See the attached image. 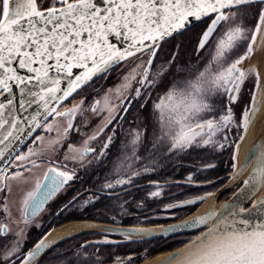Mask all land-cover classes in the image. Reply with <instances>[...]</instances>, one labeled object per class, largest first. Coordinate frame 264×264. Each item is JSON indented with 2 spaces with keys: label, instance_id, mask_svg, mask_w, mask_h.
<instances>
[{
  "label": "snow or ice",
  "instance_id": "6c2138e0",
  "mask_svg": "<svg viewBox=\"0 0 264 264\" xmlns=\"http://www.w3.org/2000/svg\"><path fill=\"white\" fill-rule=\"evenodd\" d=\"M197 25L195 64L180 61L179 43L176 51L165 50L170 40ZM260 47H264V0H0V96L4 97L0 157L16 141L23 143V134L32 136L43 128L49 134L56 132L44 148L59 153L67 144L63 159L84 168L92 164L90 155L101 163L119 139L112 161L115 179L99 191L119 186L128 196L135 178L156 171L169 154L194 146L220 151L232 143L239 147L238 141L229 140L233 126L239 141L244 140L240 130L248 132L261 103L256 90L249 89L250 101L244 97L243 86L251 76L264 98L260 72L244 63ZM113 71L117 81L113 87L95 89L91 99L85 96L64 106L94 78L103 76L107 81ZM161 86L166 91L153 99L152 92ZM150 101L149 116L145 113ZM100 117L93 127L94 118ZM37 141L44 144L37 136L33 146ZM46 154L29 147L15 160H43ZM36 159H29L33 168L38 167ZM231 159L236 170V152ZM253 159L235 201L226 202L220 213L207 212L161 229L167 235L178 228H203L189 248L170 253L162 264H264V194L253 199L264 187V147L256 144L249 149L240 170ZM4 164L0 191L8 195L0 202V264H103L96 252L88 251L92 245L53 251L56 241L37 236L27 247L33 218L76 177L75 169H67V164L63 170L48 167L43 179L17 201L14 184L19 187L27 178L19 171L8 172L9 166L21 168V164L10 160ZM238 175L237 171L233 178ZM195 182L189 173L185 183ZM148 185L155 190L147 191L138 207L145 206V199L163 195L158 180L149 179ZM108 195L119 199L114 191ZM94 199L99 197L84 203ZM198 200L203 197L163 207L170 210ZM117 206L126 211L123 204ZM151 234L144 228L120 231L126 239ZM100 243L109 241L96 242ZM115 264H132V257H117Z\"/></svg>",
  "mask_w": 264,
  "mask_h": 264
},
{
  "label": "flooded vegetation",
  "instance_id": "af4514ba",
  "mask_svg": "<svg viewBox=\"0 0 264 264\" xmlns=\"http://www.w3.org/2000/svg\"><path fill=\"white\" fill-rule=\"evenodd\" d=\"M198 29H199V27L196 29V33L198 32ZM189 32L190 31H188L184 34H188ZM180 37L181 36H176L175 39L170 40L169 43L165 45V49L168 48V46H170V45H173V46L175 44L177 45L179 43L178 39H180ZM195 43H196V38H195V42L193 45V49L195 47ZM173 51H176V47L174 48ZM180 57L181 56H180V50H179V59H180ZM197 59H198V54L193 50L192 56L188 61H190L191 64H195L197 62ZM105 82L106 81H105L103 76L95 79L88 86H86L83 89V91H80L78 95H74L70 100H68L64 106L65 107H71L72 102H74V101L77 102L82 97H85V96L91 98V94L93 93V91L95 89L100 88ZM86 89H87V92L85 94H83V92ZM164 91H166V87H164V86L157 88L156 90H154L152 92V98L155 99L158 94L162 95ZM244 97H245V99H247L245 94H244ZM61 110L63 111V108H61ZM150 112H151V101L149 102L148 113H145V115L150 116ZM132 119H133V117L131 115H129V117H128L129 122H131ZM128 127H129V124L126 123L125 128L127 129ZM41 130L42 129H40L36 134L41 132ZM108 131H110V129ZM105 139H106V137H105ZM31 140L24 146V148L17 155H20L22 153L24 154L25 152H27V151H25V149L29 146V144L31 143ZM100 144H102V141H98L96 146H100ZM119 144H120V141L118 139L116 141V147L111 148V150H109L108 156L102 158L101 163L96 162L92 158V156L90 155L88 159L92 160V164L88 165L86 163L84 168L70 164L69 161H65L63 159L64 151H60L59 153H55V152H51L49 150V151H47L48 154L44 155L43 160H39V159L32 158V157L30 158V159H36V163L37 164H43L44 168H43L42 174L40 176L33 178V180L31 181V183L32 182L33 183L30 184V187H28V189H26L25 191H22L21 193L18 194L17 199H16L17 201L22 199L23 194L25 192L31 191L35 187V183L37 180L43 179L44 173L48 170V167H59L63 170V166L65 164H67V169H69V170L75 169L76 177L72 181H70L69 184L65 186V188L61 189V191L59 193H57V195L45 205L44 210H42L41 213L38 214V216L33 218L34 222L32 223V225L29 228V240L27 242V247L32 246V242L34 241V238H36L37 236L43 238L44 235L46 233H48L50 230H52L53 228L61 226V225L66 224L68 222L76 221V220H79V221L80 220H88V221L91 220V221L103 222L104 217L108 218V215L110 213L113 214L112 216H114V214L116 212V208H109L107 206L108 205L107 199L116 198V195L109 196L108 193L114 191L120 197V195L124 193L123 189H121L119 186H117V188L115 190L105 189L104 191H99V189H101L103 187L102 184H104L105 182H110L111 180L115 179V176L112 175V173H113L112 161H114L116 159V155H117L116 150H117V148H119ZM63 147H65V146H63ZM212 149H214V148L203 147V148L199 149V150H202V152L204 153L203 158H206L207 156L208 157L206 159H203V158L201 159L202 162L198 164L200 167L198 168V170H196L195 175H198V174L201 175V172L199 173V171H201L205 165L214 164V167L216 169L209 172L208 174L207 173L202 174V178H205V179L208 178L209 179L211 177H216L215 181L218 180L217 182H219V181L223 180L225 177H227V175H230L232 170L230 168L227 169L224 166V165H226L227 155L223 152H218L216 149H214L215 154H213ZM191 150H193V149H189L186 152H184L183 154L181 153L182 154L181 156H176L171 161L170 160L166 161V160L162 159L160 161V166H158L157 168H160L164 165H167V166H169L167 169L169 171V173L164 172L163 174L162 173L159 174L157 172V169H156V171L153 172L152 176L147 177V178H143V179H141V177L138 178L137 183H135V186H133V187H135V189H137V188L147 186L150 178L153 180H158V181L170 179L171 185L172 184H181V182L185 181L184 178H186L189 171H192L191 167H193L194 163L192 164V163H189L188 161L180 160V159L187 156L188 152H190ZM165 151H166V149H165ZM221 159L223 161V166H222L223 169L219 172ZM174 160H176L177 163H172ZM12 162H14V163L17 162L15 160V157L12 160ZM21 165H22L21 168H15L13 166H9L8 172L9 173H11L13 171L24 172V170H26L28 167L32 166L31 163L29 162V159H27L24 162V164L22 163ZM173 166H175V167H173ZM175 169H176V171L174 172L173 170H175ZM222 171H223V173H222ZM216 191H218V189L215 190L213 193H215ZM176 192H173V193H176ZM189 192L186 191V193H182V195L188 196L190 194L191 196H193V195L197 194V191H194V190L189 191ZM173 193L171 192V190H168V192L165 193L163 198L168 200L167 198L170 197L171 194H173ZM179 193H177V194L179 195ZM135 194H136V197H135L134 201L131 203L132 207L130 208V205H129L127 208V212L131 211L133 213V211H134V214H137L138 212H142V213L144 212V214L146 216H148L151 214H158L159 215L160 212L165 211L164 207L160 208V206L166 202L165 199H163V200L162 199L161 200L152 199L151 201H150V199H145L144 200L145 206L140 207L141 209H139V207L137 206L138 205L137 200L144 199L145 191H142V190L137 191L136 190ZM5 195H8L6 190L0 191V202H2V198ZM204 195H206V194H203L200 197H203ZM93 196H97V197H99V199L91 200L88 204L84 203L85 201H88L90 197H93ZM73 197H76L75 201H73ZM193 198H191V199H193ZM183 200H186V198H183V199L181 198V200H178V201H183ZM69 201H72V203L66 209H64L60 212H57V209L60 208L61 205L68 204ZM178 201H176V202H178ZM155 203H158L157 207H155L153 205ZM173 203H175V202H173ZM196 203H197V201H196ZM196 203L189 204V205H183L181 207L170 209V210H180L182 208H188L186 210L180 211L178 213V216H175V213L169 214V218H167L168 220H166V221L160 220V219L159 220L157 219L155 221L157 223L161 222V225H163V224H169L172 222L182 220L194 212L193 207L195 206ZM170 210H166V211H170ZM94 214L100 215L103 218V220L95 217ZM175 217H177V218H175ZM169 219H172L173 221H171ZM114 220H117V219H113V221ZM118 220H119V222L114 221V224H117V223L120 224V221L122 223V219L121 220L118 219ZM36 224H39L40 227L37 228ZM193 234L194 235H192L191 237L190 236L187 237L189 239L186 240L182 245H184L186 242H188L194 236H196L198 234V232H194ZM184 235H186V234H184ZM165 241H167V240H165ZM158 242H156V245L158 244ZM128 244H130V243H128ZM80 245H83V243H80L79 246ZM122 245H126V244H122ZM182 245H180V246H182ZM74 246H75V244H73V242H71V243L65 245L64 247L61 246V247L54 248V251L68 250L69 252H72V249ZM92 246H103L106 248L113 247V248L117 249V247L120 245H92ZM178 247H176V248H178ZM176 248H174V249H176ZM174 249H171V250H174ZM95 252H98V249H95Z\"/></svg>",
  "mask_w": 264,
  "mask_h": 264
},
{
  "label": "rangeland",
  "instance_id": "374dc122",
  "mask_svg": "<svg viewBox=\"0 0 264 264\" xmlns=\"http://www.w3.org/2000/svg\"><path fill=\"white\" fill-rule=\"evenodd\" d=\"M198 28V26H196V27H194V28H192L191 30H190V32L188 33V34H193L194 32H196V31H193V30H196ZM195 38H196V33L194 34V36H193V38H192V40H190L189 42H190V45L191 46H193L194 45V42H195ZM192 56V55H191ZM181 58V57H180ZM191 58V57H190ZM193 59V58H192ZM245 63V62H244ZM246 64V63H245ZM117 81H116V79H115V71L108 77V79H107V81L101 86V87H103L105 90L107 89V88H109V87H113L114 86V84L116 83ZM100 87V88H101ZM99 89V88H98ZM249 89H252V90H254L255 89V78L252 76V77H250L249 78V80L245 83V85L243 86V93L246 95V97H247V100H249L250 101V94H249ZM87 92V89L83 92V94H85ZM103 93L101 92V95H102ZM89 99H91V98H89ZM74 102H76V101H74ZM74 102H72V104L74 103ZM102 119V117H100V118H94V120H95V124H93V127H95L96 126V124H98L99 122H100V120ZM49 122L50 123H53V124H55V121L54 120H52V119H50L49 120ZM124 127H125V125H124ZM42 130H41V132H39L38 134H36L33 138H32V140H31V143L29 144V146L25 149V151H27V152H25L24 154H27L28 153V151H29V147H33V151L34 152H40L42 149L43 150H45V151H49L48 149H46V148H44V145H47L48 144V141L51 139V138H53V137H55L56 136V132L55 131H53L52 133H46L45 132V130L43 129V128H41ZM241 131H242V129L240 130V133H241ZM37 136H40V137H42V139H43V142H44V144L42 145L41 144V141H37L36 142V145L35 146H33V141L34 140H36V137ZM229 140H235V141H237L238 140V135H236V129H235V127L233 126V130H232V134H230L229 135ZM235 144L236 143H232L231 145H226L225 146V149L223 150V151H220L219 149H216L218 152H223V153H225L226 155H227V158H226V165H224L227 169H233L232 168V164H233V161H232V159H231V155H232V153H233V150H234V147H235ZM63 146H65V147H63V150L64 151H66L67 150V144H65V145H63ZM204 147H210V146H204ZM198 147H192V148H190V149H193V150H195V149H197ZM201 148H203V147H199L198 149H201ZM212 148V147H211ZM187 150H189V149H187ZM187 150H185L184 152H186ZM184 152H177V153H175V154H169L168 156H166L165 158H163V160H166V161H168V160H173L174 159V157H176V156H181ZM212 152H213V154H215V151H214V149H212ZM182 153V154H181ZM63 156H64V153H63ZM208 157V156H207ZM206 157V158H207ZM32 158H35V157H32ZM206 158H203V159H206ZM30 159V158H29ZM198 160L196 161V162H194V165H193V167H191V169H192V171H189V173H191V174H193L194 176H195V178H196V182L195 183H193V184H187V183H185V181H186V178L188 177V175H189V173H188V175L186 176V178H184V180L185 181H183V182H181V184H172L171 185V181H170V179H168V180H159V183L163 186V188H164V192H163V195H162V197L161 198H158V199H156V200H163V199H165V198H163V196L165 195V193H167L168 192V190H171V192L173 193V192H176V193H173V194H171V196L170 197H168L167 199L168 200H166V202L164 203V204H167V203H173V202H176V201H178V200H181V198L183 199V198H186V199H191V198H195V197H200V196H202L203 194H206V195H204L203 196V200L202 201H200V200H198L197 201V203L195 204V206L193 207V210H194V212H196L197 210H198V208L201 206V205H203L204 204V202L207 200V198L209 197V196H211L212 194H214L213 192L215 191V190H219V189H221L224 185H225V183L229 180V175H227V177H225L223 180H221V181H219V183L218 184H216V185H214L217 181H215L216 180V177H211V178H202V174H205V173H209V172H211V171H213V170H215L216 168L215 167H212V168H203L201 171H199V173L201 172V175H195V172H196V170H198V168L200 167L198 164H199V160H201L202 159V157H200V158H197ZM27 160V159H26ZM26 160H23V161H17V162H15V164H24V162L26 161ZM69 163L70 164H73V165H76V166H78V164H74L72 161H70L69 160ZM145 163H147V162H145ZM172 163H177L176 162V160H174ZM203 165V164H202ZM212 165H214V164H212ZM176 166V165H175ZM175 166H173V167H175ZM172 167V168H173ZM43 168H44V165L43 164H38V167H35V168H33L32 166L31 167H28L26 170H24V172H21V174H22V176L23 177H25V178H27L26 179V181L25 182H22L20 185H19V187H17L15 184H14V193H13V195H14V197L17 199V196H18V194L19 193H21L22 191H25L26 189H28V187H30V183H31V181L33 180V178H35V177H37V176H40L41 174H42V170H43ZM175 171H176V169H175ZM174 171V172H175ZM154 172V171H153ZM153 172H150V173H147V174H144V175H142L141 176V179H143V178H147V177H150V176H152V174H153ZM176 174V173H175ZM140 178V177H139ZM137 179L138 178H135V183H137ZM151 179V178H150ZM167 182V183H166ZM104 184H102V186H103ZM211 185H213L212 187H211ZM239 186H240V184L238 183V185H234V186H232L231 188H229V189H227V190H225V191H223L222 193H220L219 194V196H218V200L217 201H219L220 203L221 202H225V201H227L234 193H235V191L239 188ZM142 191H145V193L147 192V191H150V190H155L154 188H151V187H149V185H147V186H145V187H141L140 188ZM137 189H135V187H130L129 188V192H130V195H128V196H125L124 195V193L123 194H121L120 195V197H119V199H117V197L116 198H113V199H107V202H108V207L109 208H116V212H115V214H114V216H111V217H109V218H106V217H104V220H103V218L100 216V215H97V214H94V216L95 217H97V218H100L101 220H103V222H98V221H94V222H97V223H101V224H107V225H114V226H122V227H127L128 225L130 226V227H133V226H138L139 225V227H144V226H158V225H161V222L160 223H157L155 220H164V221H166V220H168L167 218H169V214H172V213H175V216H178V213L180 212V211H183V210H186V209H188V208H182V209H180V210H170V211H163V212H160L159 213V215L158 214H151V215H148V216H146L145 214H144V212L142 213V212H138L137 214H134V211H133V213L130 211V212H127V208H128V206L130 205V208L132 207V205H131V203L134 201V199H133V197H136V194H135V191H136ZM192 190H194V191H197V194H195V195H193V196H191L190 194V192L189 191H192ZM186 191H188L190 194L188 195V196H183L182 195V193H186ZM109 192V191H108ZM181 194H180V193ZM138 193V192H137ZM177 193H179V195L177 194ZM105 199V198H104ZM103 200V199H102ZM140 200H142V199H140ZM140 200H137V203H139V201ZM152 199H150V201H151ZM126 202V203H125ZM119 204H123L124 205V209L126 210V211H121V209L117 206V205H119ZM164 204H162L161 206H160V208H162L163 207V205ZM139 209H141L140 207H139ZM141 211V210H140ZM193 212V213H194ZM131 216H134V218L135 219H131L130 220V218H131ZM113 217H115V219H117V220H114V221H116V222H119V220L118 219H122V223H121V221H120V224L119 223H117V224H114V221H113ZM137 217V218H136ZM175 218H177V217H175ZM169 220H171V221H173L172 219H169ZM105 221V222H104ZM71 222H73V221H71ZM71 222H68V223H71ZM164 225V224H163ZM51 231V230H50ZM49 231V232H50ZM184 234H182V235H178V236H183ZM186 235H190V237L192 236V235H194L193 233L191 234V233H189V234H186ZM102 236H105V235H87V234H82L80 237H77V238H73V239H70V240H68V241H65V242H63L61 245H58V246H56L55 248H57V247H61V246H65V245H67V244H69V243H71V242H73V244H75V246L73 247V249H72V251H75V249L76 248H78L79 247V244L80 243H85L86 241H89V240H91V239H95V238H101ZM178 236H175V237H178ZM115 238H118V237H115ZM173 238V237H172ZM170 239V238H169ZM189 239V238H188ZM187 239V240H188ZM155 240H158L160 243H163L165 240H161V239H155ZM166 240H168V239H166ZM149 241H151V240H149ZM142 242H145V241H142ZM147 242V241H146ZM158 242V244L157 245H159L160 243ZM131 244V243H130ZM138 245H120V246H118L117 247V249H115V248H113V247H109V248H106V247H103V246H92V247H89L88 248V251H90V252H95V249H98V252H96V254H97V256H99L100 257V260L103 262V264H115V261H116V258L117 257H120L119 256V253H118V251H122V252H125V253H129V252H131V251H134V250H137V247ZM87 247V246H86ZM180 247V246H179ZM178 247V248H179ZM26 250V249H25ZM53 251H54V249H53ZM64 251V250H63ZM169 251H172V250H161V252H159L158 254H155L154 256H152V257H148V256H146V257H144V258H142L143 260L142 261H140L139 263H135V260H136V258H138L139 257V255H137V254H133V255H127V254H125V256H121L120 258L121 259H124V260H126L128 257H132V264H141L142 262H144L145 260H148V259H151V258H153V257H155V256H157V255H159V254H163V253H168ZM144 256V255H143ZM47 257H45V259H46ZM48 259V258H47ZM46 259V260H47Z\"/></svg>",
  "mask_w": 264,
  "mask_h": 264
},
{
  "label": "water",
  "instance_id": "95a60500",
  "mask_svg": "<svg viewBox=\"0 0 264 264\" xmlns=\"http://www.w3.org/2000/svg\"><path fill=\"white\" fill-rule=\"evenodd\" d=\"M264 52V47H260V48H257L256 52L254 53V55L245 61V67H248L249 65L251 66H254L257 70H258V61L255 60V58L260 55L261 53ZM74 71H79V70H74ZM252 77V76H251ZM254 77V75H253ZM255 78V77H254ZM95 79L97 78H94L92 81H94ZM91 81V82H92ZM89 82V84L91 83ZM88 84V85H89ZM85 88V87H84ZM257 91V95H258V99H260V96H259V90H257L256 88L254 89ZM4 97L0 96V101H3ZM71 98H69L68 100H70ZM67 100V101H68ZM261 100V99H260ZM261 104V103H260ZM260 104H259V109H260ZM35 109V106H33V109H30L29 111H33ZM258 113V112H257ZM43 117H41L42 119ZM255 118V117H254ZM254 120V119H253ZM41 129V128H40ZM36 130L32 136H27L26 133L23 134L22 136V139H23V143H21L19 140L16 141L12 147H10L8 149V151L5 153V155L3 157H0V168H3L5 166L4 162L5 161H12L14 159V157H16V155L24 148V146L36 135V133L40 130ZM241 134H243L244 136L246 135V133L243 132V129L241 131ZM238 144L240 146L241 142L243 141H239V138H238ZM256 144H259L260 146L264 147L263 146V141L262 139H258L255 144H253L252 146L249 147V149H251L254 145ZM4 145H0V148H3ZM249 149L247 150L246 154L248 153ZM238 150H239V147L237 148V143L235 144V147H234V150L233 152H236L237 155H238ZM246 154L241 162V164L237 167L236 170L232 169V172L231 174L229 175V180L225 183V185L219 189L218 191H216L214 194H212V196L214 197V199L217 201V198L219 196L220 193H222L223 191L231 188L232 186H234L235 184H238L236 183V179H238L241 175H243L248 169H249V173L248 175L246 176V178L249 176V174L251 173L252 171V167H253V163H254V159L253 160H250L247 164V167L244 168L242 171L240 170L241 168V165L244 164V161H245V158H246ZM234 163V161H233ZM236 163V161H235ZM239 172V175L236 176V178L234 179V175L236 172ZM245 178V179H246ZM240 184V183H239ZM243 185V182H241L239 188L235 191V193L225 202H221L219 205V208H216L217 207V204H216V201L213 200L211 206L209 207V209L202 213V214H198V215H195V216H200V215H203L207 212H216V213H220L221 209H222V206L227 202V203H232L233 201H235L236 199V195L238 194V191L240 189V187ZM261 188V187H260ZM258 188V190L260 189ZM257 190V191H258ZM254 196V195H253ZM247 206V204H246ZM194 217V216H193ZM193 217L191 218H187V219H182V220H179V221H176L174 223H170V224H166V225H158V226H144V227H139V226H133V227H130V226H127V227H122V226H114V225H107V224H101V223H97V222H85V223H89L93 228H96L98 229L99 231H102V232H105L103 234H100V235H105V236H102L100 239L98 240H93V241H90L88 242L87 244L85 245H122V244H128V243H133V242H142V241H149V240H155V239H161V240H166V239H169V238H172V237H175V236H178V235H182V234H188V233H194V232H198V234L195 236H199L201 231H203V228H196V227H189V228H178L174 231H170L167 233V235H165L161 229L162 228H166V227H169V226H174V225H179L181 224L183 221H186V220H191ZM132 228H144V229H148V230H151V235H137V236H133L131 239H126L123 235H120V231L121 230H129V229H132ZM108 229H115V231H108ZM50 234V233H49ZM49 234L47 233L43 238L48 240V236ZM82 234L84 233H78V234H71V235H68L66 237H63L59 240H56L57 242V246L67 240H70V239H73L75 237H78V236H81ZM99 235V234H98ZM106 236H115V237H120L119 240H114V239H111V238H108ZM195 237L193 239H191L190 241H188L187 243H185L184 245H182L181 247L177 248V249H174L172 251H169L168 253H177V252H181L183 253L187 248H189L191 246V242L194 241ZM105 238L109 241V243L105 244V243H100V244H96L97 241H103L105 240ZM50 241V240H48ZM112 242H115V243H112ZM169 254L164 258L162 259L159 263L157 264H162V262L169 256ZM143 263V262H142ZM174 264V262H173Z\"/></svg>",
  "mask_w": 264,
  "mask_h": 264
},
{
  "label": "bare ground",
  "instance_id": "6f19581e",
  "mask_svg": "<svg viewBox=\"0 0 264 264\" xmlns=\"http://www.w3.org/2000/svg\"><path fill=\"white\" fill-rule=\"evenodd\" d=\"M255 60L258 61V71L261 74V85H262V87H264V52L261 53L260 55H258L255 58ZM259 96H260V94H259ZM260 99H261L260 109H259L258 113L256 114L252 124L250 125L248 132L244 136L245 137L244 140L241 142V144L239 146L237 160H236L237 167L241 164V162H242L247 150L249 149V147L252 146L253 144H255V142L258 139H262L263 146H264V98L260 97ZM248 173H249V169L243 175H241L238 179H236V183H240L241 184V182H243L245 180V178L248 175ZM32 183H30V184H32ZM218 183L219 182H216L214 185H216ZM235 185H238V184H235ZM212 186L213 185H211V187ZM261 194H264V187H261L258 191H256L254 193L253 199H255L256 197L260 196ZM213 200L216 201L212 195L209 196L207 198V200L204 202V204L201 205L196 212L188 215L185 219L191 218V217H193L195 215L202 214V213L206 212L209 209V207L211 206ZM216 204H217L216 208H219L220 202L216 201ZM85 222H94V221H91V220H89V221L88 220H80V221L76 220V221H73L71 223H66V224H63L61 226L55 227L50 232H48V234L50 233L49 236H48V240L56 241V240H59V239H61L63 237H66L68 235L78 234V233H84V234H87V235H97V234L100 235V234L105 233V232L99 231L96 228H93L89 223H85ZM172 223H174V222H172ZM164 225H166V224H164ZM78 237H80V236H78ZM106 237L111 238V239L115 238V236H106ZM75 238H77V237H75ZM98 239H100V238L91 239L89 241H86L85 244H87L90 241L98 240ZM119 239H120V237L115 238L114 240H119ZM61 244H59V245H61ZM85 244H83V245H85ZM85 246H88V245H85ZM168 254L169 253L159 254V255L151 258V259L145 260L141 264H157L162 259H164Z\"/></svg>",
  "mask_w": 264,
  "mask_h": 264
},
{
  "label": "trees",
  "instance_id": "16d2710c",
  "mask_svg": "<svg viewBox=\"0 0 264 264\" xmlns=\"http://www.w3.org/2000/svg\"><path fill=\"white\" fill-rule=\"evenodd\" d=\"M199 27V25H197ZM193 31H196V30H193ZM196 32H194L193 34H184L183 36L180 37V39H178V42L179 44L181 45L180 47V60L184 63H190V61H188L192 55V51H193V46L190 45V40H192L194 34ZM176 45V44H175ZM175 45H170L168 46V48H166L165 50L167 51L168 49H171L172 51L174 50L175 48ZM204 151V150H203ZM189 154V155H188ZM187 156L183 157L182 159L180 160H185V161H188L189 163H194L196 162L198 159L197 158H200V157H204V153L202 152V150H199V149H195V150H191L190 152H188ZM187 157V158H186ZM202 161L199 160V163H201ZM223 166V161L222 159L220 160V167H219V172L223 169L222 168ZM169 166L167 165H164L160 168H157V172L159 174H163L164 172H167L169 173V171L167 170ZM181 169V168H180ZM175 171V170H173ZM217 172V171H216ZM223 173V171H222ZM155 207H157L158 203H155L153 204ZM153 206V207H154ZM113 214H109L108 215V218L111 217ZM131 219H134L133 216H131L130 220ZM190 235H183V236H178V237H173V238H170L169 240L159 244V245H156V242H158V240H151V241H145V242H134V243H131V244H127V245H138L137 247V250H134V251H131L129 253H125V252H122V251H118L120 257L122 256H125V254L127 255H133V254H137L139 255L138 258H136L135 260V263H139L140 261H142L144 257L148 256V257H152L154 256L155 254H158L159 252H161V250H171V249H174L180 245H182L189 237ZM144 255V256H143Z\"/></svg>",
  "mask_w": 264,
  "mask_h": 264
}]
</instances>
